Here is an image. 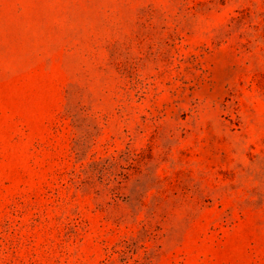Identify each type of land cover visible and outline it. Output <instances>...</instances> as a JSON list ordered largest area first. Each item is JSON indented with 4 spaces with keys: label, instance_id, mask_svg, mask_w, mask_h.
<instances>
[{
    "label": "rangeland",
    "instance_id": "rangeland-1",
    "mask_svg": "<svg viewBox=\"0 0 264 264\" xmlns=\"http://www.w3.org/2000/svg\"><path fill=\"white\" fill-rule=\"evenodd\" d=\"M0 264H264V0H0Z\"/></svg>",
    "mask_w": 264,
    "mask_h": 264
}]
</instances>
